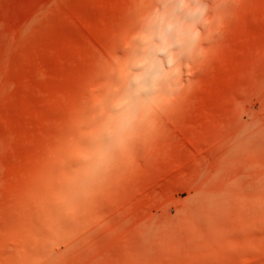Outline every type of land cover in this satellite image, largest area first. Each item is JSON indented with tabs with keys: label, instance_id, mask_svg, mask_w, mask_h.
I'll list each match as a JSON object with an SVG mask.
<instances>
[{
	"label": "rangeland",
	"instance_id": "rangeland-1",
	"mask_svg": "<svg viewBox=\"0 0 264 264\" xmlns=\"http://www.w3.org/2000/svg\"><path fill=\"white\" fill-rule=\"evenodd\" d=\"M150 4L0 0V264H264V0H242L191 93L105 109L78 208L27 232L56 137ZM105 155L115 163L93 174Z\"/></svg>",
	"mask_w": 264,
	"mask_h": 264
},
{
	"label": "bare ground",
	"instance_id": "bare-ground-1",
	"mask_svg": "<svg viewBox=\"0 0 264 264\" xmlns=\"http://www.w3.org/2000/svg\"><path fill=\"white\" fill-rule=\"evenodd\" d=\"M148 6H149L148 8L147 6H145L141 10L140 14L133 20V22L129 24L126 27V29L123 31L122 36L120 37L118 41L117 47L114 49L113 53L104 61V65L102 69L96 75L94 74V77L90 75L92 76V78L91 77L90 78L93 80V81L92 80L90 81H92L93 83H92V88L89 91V95L87 94L88 97L84 99L83 101H81L77 105V107H75V111H73L70 117L69 124L67 125L65 130H63L56 137L55 144L50 154L51 158L48 160V162L45 165L44 185L38 188V196L35 199L34 204L30 207L29 209L30 212H28L25 217V219L27 217L28 218L26 220L24 219L26 222L29 220V223L33 224L32 226H35L37 224L36 217H39L45 222L46 226L44 227V229L49 228L48 229L49 232L48 230L46 231L48 233H50V231L53 232L54 230L52 231L51 229L52 227H55L56 224L58 223L64 222L66 218V214L69 213L70 211H75L78 208L79 202L81 200L80 199L81 186H82V182H84V180L82 179L85 178L83 177V175L85 173L87 174L86 172L88 168L87 165H89L85 163V166L87 168L83 165L84 169H86L84 171L82 169L81 162L84 160L85 158L84 155L86 153H87L86 161L89 162L88 159L90 158H88L87 156H91L92 152L90 151V149L87 150V145L91 143L89 141L93 140L92 139L93 137L91 138L90 136L93 135L95 131L96 133L94 134H98L97 129H96L98 125L97 123L100 121L103 124L104 122H102V120L108 119V116H109L108 113H110L108 111H110L111 109L115 111L114 113V111L111 110L112 114L111 113L110 114L112 116L113 114L116 115V112H118L116 110H120L122 114H124L123 112H126L125 113L126 116L129 115L127 113H130L129 111L133 110L136 106L149 104L147 102L150 100L153 101L151 99L152 96L157 94L156 92L152 90L153 80H158V82L161 84L165 82V74L169 70L168 65L164 62L165 57L162 53H156L153 51H150L146 54L147 62L145 63L142 69H132L134 73L140 72L142 74V79L138 83H127L125 79L123 78L124 73L127 69V62L130 59L128 52L123 47L124 41L143 28L151 27L152 30H157L160 27L161 23H163V21L157 20L154 24H151V25L148 24L147 17L151 12V7H152L151 4ZM176 24H177L176 20L171 22V25H173V27L169 31L166 32V35L174 36L175 31H176V28H175ZM165 28H167V26H165ZM171 30H173V33L169 35V32ZM160 64L166 65L165 66L167 68L166 71H163V68L159 71V68H157V65L160 66ZM141 102H145V103H141ZM151 104L153 105V103ZM105 109L107 110L110 109V110L108 111L106 110L105 112L104 111ZM103 113H106L105 115H107V119L104 118L105 116L103 115ZM102 115L103 117L101 119ZM119 115H120V112H119ZM119 115H118V120H119V117L121 119V115L120 116ZM153 115H155V113ZM116 118L117 117L114 118V121H116L115 120ZM108 120L110 122V119ZM108 120H107V123H108ZM122 120L123 119L120 120L121 123L123 122ZM102 126H105V125H102ZM102 126L100 127V129L102 128L101 131H104ZM136 126H137V123H136ZM96 136L98 135H95L94 137ZM98 140H101V139H98ZM94 141L95 140H93L92 142L94 143ZM100 144H102V140H101V143H98V144L94 143L93 147L95 145L101 147L102 145L100 146ZM88 146H90V144ZM89 148H92V146H90ZM87 151L91 152L90 155H88L89 153ZM94 152L96 153L97 150L93 151V156L96 155L94 154ZM92 160H95V159H92ZM83 163L84 162H82V164ZM87 182L88 181H86L85 184ZM29 223L27 224L28 226L25 225L28 228H29V225H31ZM24 224L26 223L24 222ZM35 227H38V226H35ZM28 228H27L28 233L34 232L32 233V237H33V234L35 235L37 233L35 232L37 228H35L36 230L34 228H31L32 230L34 229L33 231L32 230L29 231L30 228L29 229ZM19 230H21V228ZM19 230H17L18 233H20V235L19 234L18 235L21 237L22 230L21 231ZM23 231H25V229ZM20 239H22V237Z\"/></svg>",
	"mask_w": 264,
	"mask_h": 264
},
{
	"label": "clouds",
	"instance_id": "clouds-1",
	"mask_svg": "<svg viewBox=\"0 0 264 264\" xmlns=\"http://www.w3.org/2000/svg\"><path fill=\"white\" fill-rule=\"evenodd\" d=\"M154 5L147 17L148 24L166 17H175L177 24L174 36L166 35L167 28L161 23L157 30L143 28L124 41V49L130 59L124 79L127 83H138L140 72L147 62L150 51L162 53L169 71L165 82L153 80L152 90L165 95L187 90L191 93L198 85V73L207 68L213 57L221 49L234 23L242 0H152ZM180 15L177 16L176 14ZM158 41V42H157ZM145 103V102H141ZM147 103H153L148 101ZM111 157L103 156L93 165V174L113 166Z\"/></svg>",
	"mask_w": 264,
	"mask_h": 264
}]
</instances>
